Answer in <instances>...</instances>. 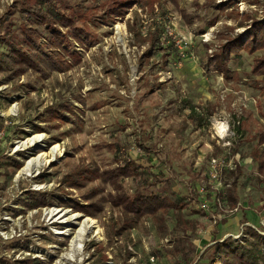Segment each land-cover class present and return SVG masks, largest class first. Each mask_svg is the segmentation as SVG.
I'll return each mask as SVG.
<instances>
[{
  "label": "rangeland",
  "instance_id": "rangeland-1",
  "mask_svg": "<svg viewBox=\"0 0 264 264\" xmlns=\"http://www.w3.org/2000/svg\"><path fill=\"white\" fill-rule=\"evenodd\" d=\"M22 1L0 0V39L27 50ZM117 1L66 0L64 12L87 38L70 37L60 52L49 46L63 71L46 64L45 73L9 81L0 73V264H152L151 257L185 264L183 251L207 264L217 241L243 246L249 227L264 236L257 156L264 154V77L252 72L264 52L233 56L227 75L208 66L229 39L264 19V0H239L224 11L225 0H159L153 10L138 2L107 23ZM156 27L166 50L145 58ZM8 52L0 44V58ZM41 154L49 163L25 171ZM127 156L139 168L122 180L128 195L153 192L178 206L165 216L166 228L145 218L121 229L125 215L111 204L102 174ZM75 173L83 186L72 188ZM231 187L236 208L220 197ZM39 200L46 205L29 207ZM100 200L96 217L72 208ZM86 218L95 222L76 250Z\"/></svg>",
  "mask_w": 264,
  "mask_h": 264
},
{
  "label": "trees",
  "instance_id": "trees-1",
  "mask_svg": "<svg viewBox=\"0 0 264 264\" xmlns=\"http://www.w3.org/2000/svg\"><path fill=\"white\" fill-rule=\"evenodd\" d=\"M159 0H120L117 1L116 7L111 9L105 20L107 23L112 22L114 18L123 17L134 5L138 2L147 3V6L153 10L154 5ZM198 1V0H196ZM218 1V0H213ZM225 4L219 6V10L224 11L232 8L239 0H225ZM20 12L24 20L25 29L23 31L24 43L29 48L23 49L21 45L8 41L5 38L0 39V44L7 45L9 52L2 55L0 58V73L9 75L7 81L14 77H21L28 71L32 70L36 73H45L43 65L49 64L54 70H64L63 58L56 59L48 54L49 46H55L60 52L67 44L69 38H74L77 42L83 43L87 38V32L76 26L77 17L68 15L64 12L70 8L66 0H23ZM214 24V23H213ZM44 27L43 29H41ZM59 28H66L69 34H62ZM244 36L238 35L233 39H229L219 50V52L209 58L208 66L214 68L221 75L229 73V63L233 56L238 57L241 53H249L254 55L258 52H264V19L253 20V23L247 27ZM163 28H155L154 33H151L149 48L144 53L145 58H150L153 55L164 52L166 47L163 46L164 32ZM49 37V38H48ZM42 40L46 41V45L42 44ZM31 49V50H30ZM43 51L47 52L46 55ZM43 55H42V54ZM49 61V63H48ZM207 65V64H206ZM205 65V66H206ZM252 72L260 74L264 77V54L260 55L255 60V65ZM197 115L195 107H191V118ZM264 144V135L260 145ZM257 154V153H256ZM255 154V155H256ZM258 163L260 171H264V154L259 151ZM138 165L130 158L119 159L117 168L107 171L102 174L103 182L110 184L113 188V193L109 194L111 204L118 208L125 215V228L133 229L145 218L153 219L160 228H166L165 216L172 209H178L177 205L170 201L167 197L151 193L142 192L135 195H128L125 192L122 180L133 178L138 171ZM98 173V172H97ZM81 173L70 175V187L83 186V180L80 179ZM85 178V177H84ZM83 178V179H84ZM154 179L159 182L157 176ZM220 197L228 200L234 208L237 207L239 199L236 188H226L220 193ZM89 200H94L92 195L87 197ZM106 200V199H102ZM101 200L88 205H72L76 212L83 213L89 217H96L103 210ZM46 205V201H35L29 207L38 209ZM181 209V207H179ZM181 219L179 220V222ZM186 225V223H185ZM121 230V231H122ZM187 231V230H186ZM251 240L245 239L244 245L236 244L231 239H226L223 242H216L211 247V254L207 264H264V236L253 227H249L245 232ZM183 259L185 264H194L191 254H186L183 251ZM202 260V257L201 259ZM35 264H44L43 262H35ZM199 264V263H197Z\"/></svg>",
  "mask_w": 264,
  "mask_h": 264
},
{
  "label": "bare ground",
  "instance_id": "bare-ground-1",
  "mask_svg": "<svg viewBox=\"0 0 264 264\" xmlns=\"http://www.w3.org/2000/svg\"><path fill=\"white\" fill-rule=\"evenodd\" d=\"M225 130L222 128H219V133L221 135H224ZM38 141H40V137H34L33 139H30L27 143L29 144H35ZM26 144V143H25ZM59 149V146H56L55 148H53V153L55 151H57ZM48 158L46 157V154H41L38 158L32 160L31 162L28 163V165L25 168V171L29 172L31 170H33L34 168H38L39 167H44L45 164L49 163L48 162ZM31 175V174H30ZM59 214V213H58ZM57 214V215H58ZM63 218V216H62ZM78 216H73L72 219H77ZM72 221V220H71ZM94 220L90 219V218H86L84 224L82 225V228L79 231V237L77 240V243H74L73 246L75 247L76 245H78L79 247L76 248V250H79L81 246V243H83L84 238L86 237V235L89 233V229L91 228V226L94 224ZM75 249V248H74ZM73 255H70L67 259L68 260H72L73 259Z\"/></svg>",
  "mask_w": 264,
  "mask_h": 264
},
{
  "label": "built area",
  "instance_id": "built-area-1",
  "mask_svg": "<svg viewBox=\"0 0 264 264\" xmlns=\"http://www.w3.org/2000/svg\"><path fill=\"white\" fill-rule=\"evenodd\" d=\"M261 234H262V233H261ZM150 260H151V263H152V264H155V262H156V258H155V257H151Z\"/></svg>",
  "mask_w": 264,
  "mask_h": 264
},
{
  "label": "crops",
  "instance_id": "crops-1",
  "mask_svg": "<svg viewBox=\"0 0 264 264\" xmlns=\"http://www.w3.org/2000/svg\"><path fill=\"white\" fill-rule=\"evenodd\" d=\"M190 112H191V107H194L191 103H190ZM196 109V108H195ZM196 111H197V109H196ZM198 114V113H197ZM196 116V115H195Z\"/></svg>",
  "mask_w": 264,
  "mask_h": 264
}]
</instances>
